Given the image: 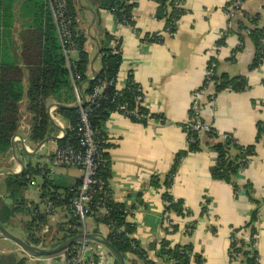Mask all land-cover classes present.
Segmentation results:
<instances>
[{
	"label": "crops",
	"instance_id": "0c3cea01",
	"mask_svg": "<svg viewBox=\"0 0 264 264\" xmlns=\"http://www.w3.org/2000/svg\"><path fill=\"white\" fill-rule=\"evenodd\" d=\"M27 1L7 0L10 11L0 22V63L21 66L23 46L29 38L27 32L32 29L31 17L25 9ZM75 1L78 30L86 36L87 81H92L101 69L100 51L109 45L104 42V32L117 39L121 50L122 62L116 85L122 87L131 76L144 93L146 108L158 118V123L151 126L112 113L103 125L110 164L108 186L112 199L131 212L127 221L135 227L133 237L143 247L164 238L172 245L189 246L201 258L200 264H230L231 230L252 223L254 213L252 226L258 234L256 250L260 264H264V144L257 143L258 127L264 122V56L261 63L254 66L256 47L247 31L239 30L240 22H245L242 12L257 16L259 26L264 27V0H246L242 12L236 13L232 19L224 14L231 0H182L183 14L173 35L166 34L167 17L160 12L161 6L155 0H136L133 27L120 24L107 10L97 13L93 0ZM45 4L49 7L48 0ZM228 28L231 33L224 44L218 46L221 32ZM155 35L163 38L161 44L150 41ZM117 41L111 42V46ZM69 58L76 61L77 53L70 52ZM213 60L217 76L243 79L247 86L241 92H216L215 86L209 90L217 94L216 105L212 107L208 98L202 99V120L216 134L203 136L195 150L189 152L183 126L189 117L191 94L202 84L206 69ZM86 84L79 86L82 92L87 89ZM72 96L70 104L76 106L73 92ZM21 106L23 122L19 128L21 133L12 138L14 152L18 144L21 149L30 150L28 152L33 156L45 154L49 161L58 147L61 133L58 124L68 126L56 115V108L61 105L50 101L47 106L46 114L52 127L47 138L56 141L51 150L47 149L48 141L38 150L39 143L34 144L35 150L27 145L30 132L27 118L30 114L26 111L25 101ZM228 136L237 146L230 150L232 158L237 157L242 148H254L248 166L233 178L234 187L215 179L211 173L217 159L215 148L224 145ZM7 157L10 165L1 167L0 171H20L11 154V143ZM16 158L23 161L21 157ZM23 163L26 168L27 164ZM69 169L76 171L70 174L65 169L53 177L67 179L70 186L82 180L81 170ZM174 169L176 172L168 191L174 199L182 202L186 216L184 219L174 216L178 230L166 235L163 231V184ZM153 178L158 181L156 187L150 185ZM43 179L42 176L32 179L38 188L34 190L29 186L25 193L40 197ZM69 221L68 211L60 208L56 216L49 217L44 229L47 232L49 227ZM85 228L87 232L95 230L105 238L108 235V228L95 224L92 217L86 219ZM149 257L156 264H169L156 258L153 252ZM34 262L62 264V259L59 256L37 258ZM114 263L107 261L104 264Z\"/></svg>",
	"mask_w": 264,
	"mask_h": 264
},
{
	"label": "trees",
	"instance_id": "16d2710c",
	"mask_svg": "<svg viewBox=\"0 0 264 264\" xmlns=\"http://www.w3.org/2000/svg\"><path fill=\"white\" fill-rule=\"evenodd\" d=\"M161 6L160 12L168 20L179 19L183 10H176L172 7L175 0H155ZM93 4L98 11H109L114 14L119 22L126 20L127 25L133 27L136 0H93ZM171 8L167 14V9ZM25 9L28 10L32 21V29L27 32L28 40L24 43L21 54V66L11 65L7 62L0 63V155L8 156L10 143L19 132L22 119L21 103L25 101L26 111L30 114L27 122L30 126L28 141L38 144L48 137L52 129L47 112L50 101L64 107L56 108V115L64 120L71 128H76L79 123V109L72 106V84L70 78L72 74L80 76L79 86L87 83V89L82 92L83 106L86 108L89 103L85 99L93 94V90L103 81L112 82L102 93L100 99H96L95 105L91 106L92 112L89 115V122L96 137L102 141V149L99 152L98 168L96 170L97 183L103 184L104 194H97L91 207L94 223L105 225L108 228L106 239L121 254L125 264H156L149 257L153 252L160 261L169 264H200L201 258L195 254L189 246L172 245L168 239L159 242L154 241L147 247H143L134 237L135 227L127 221L130 211L124 205L112 199L108 186L110 176V164L106 155V143H103V125L112 113H123L120 107L127 110L136 109L139 115H149L148 109L140 106L137 98L142 96L140 86L129 76L121 91L116 90L117 75L121 66V50L117 39L105 34L104 42L109 45L100 51L101 69L92 81H87L86 72L88 67V53L85 49L86 36L78 30L77 25V5L75 0H67V17L71 20V39L68 44L62 45L56 32L50 7L45 4V0H28ZM7 0H0V22L4 21L6 12H9ZM245 22H240L239 30L249 32V37L256 47V57L254 66H258L263 58L260 53V43L264 41V27L259 26L257 16H249L242 13ZM174 33L175 30L172 29ZM231 33V32H230ZM118 42L116 47L111 46V42ZM152 42L161 44L162 37L152 36ZM225 38L218 42V46L224 44ZM75 47L77 60L71 72L66 67V57L63 54L65 49ZM214 61V60H213ZM215 62V61H214ZM26 72V74H25ZM26 76V78H25ZM25 79V85H24ZM216 92L231 91L241 92L246 89V82L243 79L228 78L225 76L214 77ZM74 94V93H73ZM71 99V100H70ZM152 118L158 119L153 115ZM132 122L146 125L144 119L129 118ZM262 124V123H261ZM261 124L258 127L257 143L262 142ZM58 146L65 144H78V138L74 132H67L65 138L57 140ZM196 144L189 145L188 151L192 152L197 147ZM237 148L235 142L228 136L226 143L219 144L215 148L217 153L216 164L211 173L212 176L234 187L233 178L249 164L250 157L254 154V148L240 149L239 155L235 158L230 156V150ZM181 158V156H179ZM180 160V159H179ZM178 160V162H179ZM174 169L165 180V188L162 199L164 202V215L171 212L177 218L184 219L186 211L181 201H178L169 194V187L174 178ZM41 176L32 164H27L23 174L18 177L3 176L0 184V223L12 227V222L16 217L27 218L23 225L26 238L24 241L34 246L43 248H53L65 241L67 238L75 236L81 224L72 217L68 211L70 221L67 224L59 223L54 228L49 227L48 231L42 234L43 229L48 225L49 217L39 208V204L28 202L25 199V191L29 188L30 180ZM40 185V199L42 203L51 202L55 207L66 206V199L62 196L69 194L71 189L77 188L81 181L69 185L67 179L63 177H53L52 179L43 176ZM150 185L156 187L158 181L151 179ZM57 198L60 200L57 201ZM102 200L103 206L96 203ZM104 211L101 213L100 210ZM253 213L252 223L255 222ZM247 224L243 228L232 229L230 233L229 262L232 264H259V255L255 247L253 236L257 230ZM192 228V226L190 227ZM178 230V224L174 223L170 229L163 228L166 235L174 234ZM54 232V233H51ZM93 233L97 234L94 230ZM42 234V235H40ZM245 238H238L240 235ZM49 238V240H46ZM48 243V246L45 244ZM60 255V254H59ZM59 255L51 256L57 257ZM21 261L19 264H22ZM116 264V263H114Z\"/></svg>",
	"mask_w": 264,
	"mask_h": 264
},
{
	"label": "built area",
	"instance_id": "2783aa9c",
	"mask_svg": "<svg viewBox=\"0 0 264 264\" xmlns=\"http://www.w3.org/2000/svg\"><path fill=\"white\" fill-rule=\"evenodd\" d=\"M246 0H231L230 3L225 7L224 14L230 19L238 13L242 12L243 5ZM48 4L50 7V11L52 14L53 22L56 27V31L58 33L60 42L62 45L68 44L71 39V20L67 17V0H48ZM172 7L177 11L182 10V0H175L172 4ZM171 8L167 9V14L170 13ZM246 15H249L245 12H242ZM250 16V15H249ZM180 19V17H179ZM179 19L171 18L168 20L166 18V34L173 35L172 29L176 31ZM122 25H127L126 20L120 22ZM231 30L226 29L220 34V39L225 38L230 34ZM249 35V32L247 31ZM160 37V35H157ZM156 43V42H154ZM158 44V43H157ZM117 45V42L113 44V47ZM260 53L264 56V41L260 43ZM76 52L75 47H71L69 49L64 50V54L66 57V66L68 70L71 72L73 70V66L75 61L69 58L70 52ZM216 75V63L211 61L206 69L205 78L202 84L195 89L190 98V107H189V117L185 125L183 126L184 132L188 137V146L196 144L203 136H215V131L208 124H205L202 120V111L203 104L202 99L208 98L211 106L216 105V93H210L209 90L215 86L214 77ZM72 88L73 93L76 98L77 107L79 109V123L76 128H71L70 126L61 127V133L58 136V140H62L65 138L67 132L75 134L78 138V144H65L62 147H57L54 152L53 157L48 161V163L43 165H37L35 168L40 171L41 176H46L51 179L58 171H62L68 168H77L83 172V177L81 180V184L75 188L71 189L69 194L66 196H62V200L66 199V206L61 208L71 212L72 217L76 218L77 221L81 224V227L77 229L73 227V230L78 231V233H88L85 228V221L87 218L92 216V204L95 196L97 194H104L103 184L97 183L96 181V170L98 168V157L99 152L102 149V141H99L96 137L94 130L91 127L89 122V115L92 112L90 109L91 106L95 105L96 99H100L103 91L110 85L112 82L103 81L97 87L94 88L93 94L85 99V103H89V105L85 108L83 106V96L82 91L79 87L80 76L78 74H72ZM116 90L121 91L124 87H118L116 84ZM142 93L141 97L137 98V102L140 106L146 108L144 93L140 88ZM147 109V108H146ZM120 110L123 113L122 116L126 118H136L138 120L144 119L147 124L154 126L158 123V119L152 118L149 115H152L149 112V115H139L137 110H127L125 107H120ZM23 118L21 119L20 125L22 126ZM261 138L264 139V122L261 124ZM103 143H106L103 140ZM31 152L30 150H28ZM29 186L31 189L36 190L38 185L35 181L30 180ZM60 198H57V201ZM45 204V203H44ZM97 206H103V201L99 200L96 203ZM44 214L49 217L56 216L60 207H55L51 202H47L44 205V208H39ZM100 211H103L100 210ZM104 212V211H103ZM175 223L173 213L169 212L166 215L163 214V227L170 229L171 226ZM77 233V234H78ZM238 238H245L240 235H237ZM253 240L256 243L258 241V234L253 236ZM62 259V264H104L107 261L115 262L114 258L111 254L106 250L105 247L89 242H80L69 249L64 251L59 255ZM192 263V262H191ZM190 263V264H191ZM232 264H235L233 262ZM260 264V260H259Z\"/></svg>",
	"mask_w": 264,
	"mask_h": 264
},
{
	"label": "water",
	"instance_id": "95a60500",
	"mask_svg": "<svg viewBox=\"0 0 264 264\" xmlns=\"http://www.w3.org/2000/svg\"><path fill=\"white\" fill-rule=\"evenodd\" d=\"M63 107V106H60ZM48 138H45L42 142H40L37 146V150L46 142ZM26 155H32L29 153L25 148L22 149ZM11 154L13 159L18 163L20 166V171L16 172L12 169H5L0 171L1 176H14L18 177L23 174L25 169V165L22 160L17 159L14 152V139L11 140ZM0 235L3 239L10 240L15 243L24 253H26L29 257L37 259V258H49L51 256L59 255L69 249L71 246L80 243V242H89L101 245L106 248V250L111 254L114 258L116 264H125L123 257L120 253H118L114 247L109 243V241L95 233H78L75 236L67 238L65 241L61 242L57 246L53 248H43L39 246H34L26 241L12 235L1 223H0Z\"/></svg>",
	"mask_w": 264,
	"mask_h": 264
},
{
	"label": "rangeland",
	"instance_id": "374dc122",
	"mask_svg": "<svg viewBox=\"0 0 264 264\" xmlns=\"http://www.w3.org/2000/svg\"><path fill=\"white\" fill-rule=\"evenodd\" d=\"M25 122V121H24ZM21 133L20 131L18 132V134ZM27 145L31 148H33L34 150L36 149L35 145L31 142H28ZM56 145V141L55 140H51L48 141L46 146L47 149L51 150L54 149ZM45 154L41 153V154H36V155H26L23 150L20 148V145H16L15 146V156L17 157H21L23 159V161L26 164H44L47 163V158L44 157ZM8 157L7 156H2L0 155V168L2 167H7L10 165V162L8 161ZM15 162V161H14ZM34 165V166H35ZM8 168H11L8 167ZM76 169H69L68 168V172H70V174L72 172H75ZM2 178H0V184H1ZM25 199L28 202H34L36 204H39L40 208L43 209L44 205L41 201V199L39 198V196L36 197H31L29 195H27L26 193L24 194ZM49 217V216H48ZM53 217V216H52ZM27 218L24 217H16L15 220L11 223L12 227L6 226V229L14 236L24 240L26 238V234L24 233V229H23V225L25 223L22 222H26ZM46 233V230L43 229L42 234ZM54 233V232H51ZM40 234V235H42ZM46 240H49V238H46ZM45 246H48V243L45 244ZM42 247V246H39ZM21 261H23L22 264H35L34 262V258L29 257L26 253H24L15 243H13L10 240H6L3 239L0 235V264H19Z\"/></svg>",
	"mask_w": 264,
	"mask_h": 264
}]
</instances>
